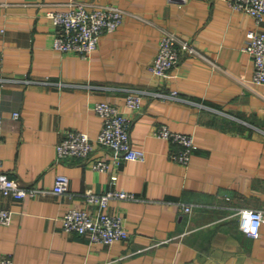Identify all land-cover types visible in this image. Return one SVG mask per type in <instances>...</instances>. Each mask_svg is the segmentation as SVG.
Wrapping results in <instances>:
<instances>
[{"label": "crops", "instance_id": "0c3cea01", "mask_svg": "<svg viewBox=\"0 0 264 264\" xmlns=\"http://www.w3.org/2000/svg\"><path fill=\"white\" fill-rule=\"evenodd\" d=\"M74 2L126 11L86 58L52 47L57 26L46 13ZM252 28L264 30V20L257 25L230 0H0V170L40 189L21 199L0 195V207L13 211L0 224V256L13 264H264V223L249 237L238 214L264 211V84L251 81L252 59L242 49ZM163 31L195 52L181 51L172 69L156 75L149 64ZM131 89L145 91L137 111L125 106ZM98 100L130 118L143 161L114 163L111 148L97 143L87 158L55 159L67 130L96 137ZM159 124L194 137L186 165L170 157L178 144L154 134ZM94 158L108 170L91 168ZM113 171L116 186L135 194L109 202L128 236L104 244L65 231L63 213L95 212L85 195L112 188ZM57 173L69 177L65 192L52 189Z\"/></svg>", "mask_w": 264, "mask_h": 264}, {"label": "built area", "instance_id": "2783aa9c", "mask_svg": "<svg viewBox=\"0 0 264 264\" xmlns=\"http://www.w3.org/2000/svg\"><path fill=\"white\" fill-rule=\"evenodd\" d=\"M231 7L237 11L252 16L257 25L264 20V0H230ZM126 14V11L114 4H100L89 7L83 3L74 2L65 10H50L46 15L57 26V32L52 39V47L60 52H76L82 57H89L97 48L101 35L117 29ZM252 59L253 71L251 81L255 84H264V30L261 28L249 29L242 47ZM194 53V49L186 41L179 39L171 31H163L158 42L157 52L154 55L149 70L156 75H164L172 69L180 58V52ZM49 82V81H45ZM59 87L62 81L55 82ZM145 91L131 89L125 96V106L137 111L142 106ZM177 91L173 90L172 94ZM161 94V93H156ZM162 95V94H161ZM99 115L102 126L93 139L87 132L70 129L56 144L55 159L57 161L69 158H87L91 155L95 144L104 145L112 150L114 163L121 160L145 159V151L135 147L130 139V118L114 103L107 100H98L93 105ZM18 112H13L17 117ZM3 118L0 114V140L2 137ZM154 134L178 144L180 148L173 151L170 157L186 165L196 142L191 134L173 131L165 124H159ZM91 168L97 171H107L109 164L101 158H94L90 162ZM118 174L110 173L112 188L102 191H88L85 198L88 203L95 205L96 211L71 207L61 217V226L65 231L87 235L90 242L111 244L128 236L123 216L109 210L112 199L134 198L135 194L116 186ZM69 177L64 173H57L54 178L53 191L62 193L68 190ZM40 189L36 186H25L6 172L0 170V195L12 196L16 199L34 197ZM184 211H190L191 205H183ZM240 230L247 236L255 238L259 235L260 227L264 223V211L256 208H240ZM13 211L0 207V224L11 222ZM0 264H13L9 255L0 256Z\"/></svg>", "mask_w": 264, "mask_h": 264}]
</instances>
